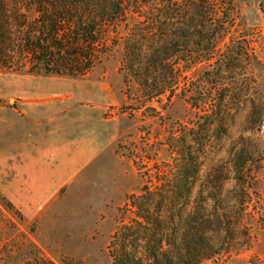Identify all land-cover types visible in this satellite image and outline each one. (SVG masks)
Instances as JSON below:
<instances>
[{"label":"rangeland","instance_id":"obj_1","mask_svg":"<svg viewBox=\"0 0 264 264\" xmlns=\"http://www.w3.org/2000/svg\"><path fill=\"white\" fill-rule=\"evenodd\" d=\"M215 1L229 25L212 61L183 72L169 101L147 99L133 81L123 82L119 45L101 56L85 77L108 78L117 93L119 102L109 110L118 118L117 142L38 208L28 201L19 209L0 189L13 207L0 202V264H25L34 256L55 264H111L112 236L123 225L130 226L131 253L139 255L137 206L153 217L174 212L177 173L184 172L195 177L193 198L199 189L214 197L205 203V219L216 224L219 217L226 229L213 235L226 251L203 264H264V137L258 133L264 123V0Z\"/></svg>","mask_w":264,"mask_h":264},{"label":"trees","instance_id":"obj_2","mask_svg":"<svg viewBox=\"0 0 264 264\" xmlns=\"http://www.w3.org/2000/svg\"><path fill=\"white\" fill-rule=\"evenodd\" d=\"M216 2L0 0V70L84 78L119 45L123 82L133 81L147 99L166 96L169 101L183 72L196 62H211L216 53L229 25L228 13ZM106 32L114 36L104 38ZM195 183L194 175L177 173L174 212L155 211L153 217L139 204L134 242L143 252L131 253L130 226L123 225L112 236L111 264H203L221 257L226 245L213 235L220 237L226 229L219 217L216 224L205 219V203L213 196L199 189L193 198ZM0 202L13 209L4 197ZM25 264L55 263L34 256Z\"/></svg>","mask_w":264,"mask_h":264},{"label":"crops","instance_id":"obj_3","mask_svg":"<svg viewBox=\"0 0 264 264\" xmlns=\"http://www.w3.org/2000/svg\"><path fill=\"white\" fill-rule=\"evenodd\" d=\"M118 102L108 78L0 74L2 192L19 209L51 201L117 142Z\"/></svg>","mask_w":264,"mask_h":264},{"label":"built area","instance_id":"obj_4","mask_svg":"<svg viewBox=\"0 0 264 264\" xmlns=\"http://www.w3.org/2000/svg\"><path fill=\"white\" fill-rule=\"evenodd\" d=\"M258 133L264 137V123H262L261 125H259L258 127Z\"/></svg>","mask_w":264,"mask_h":264}]
</instances>
